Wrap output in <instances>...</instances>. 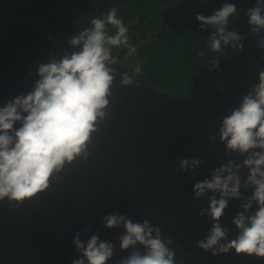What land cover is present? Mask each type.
<instances>
[{
    "label": "water",
    "instance_id": "obj_1",
    "mask_svg": "<svg viewBox=\"0 0 264 264\" xmlns=\"http://www.w3.org/2000/svg\"><path fill=\"white\" fill-rule=\"evenodd\" d=\"M224 2L208 0L202 5L201 0H180L162 15L172 32L191 30L208 38L211 30L200 32L196 15L210 16ZM228 2L243 10L235 17L236 30L249 33L245 12L256 0ZM90 7L91 0H0V106L31 90L32 54L58 27L80 18ZM244 44L258 47L250 34ZM113 67L121 73L130 70L120 61ZM134 79L138 87H122L119 78L115 81L111 115L94 134L87 162L77 160L66 167L59 184L53 181L46 192L18 210H10L7 200L0 202V264H71L78 258L73 239L88 226L92 232H81L82 240L99 230L101 240L112 242L119 252L123 229H105L100 223L113 212L161 227L164 236L175 241L171 247L176 264L181 260L183 264H264V258L237 255L234 249L213 256L197 247L212 226L209 217L199 216L208 201L205 197L193 206L192 174L176 172V161L185 157H207L197 170L200 180L229 158L242 162L236 154L226 156L225 146L218 140L210 143L208 137L217 132L227 110L239 106L248 88L221 84L183 96ZM242 175H247V169ZM240 203L230 201L221 218L232 230L229 239L238 234L232 219L241 211ZM130 253L131 249L119 252L108 264H117Z\"/></svg>",
    "mask_w": 264,
    "mask_h": 264
},
{
    "label": "clouds",
    "instance_id": "obj_2",
    "mask_svg": "<svg viewBox=\"0 0 264 264\" xmlns=\"http://www.w3.org/2000/svg\"><path fill=\"white\" fill-rule=\"evenodd\" d=\"M207 2L201 0L202 5ZM241 11L225 0L210 16L197 13L199 31L211 30L208 47L212 52L230 48L239 54L249 34L264 51V0H256L255 6L245 12L250 31L243 35L229 28L230 20L238 18ZM90 25L69 37L68 49L62 55L30 70V91L0 106V202L7 200L10 210H18L46 192L53 181L59 184L66 167L90 159L93 136L111 115L110 98L117 78L122 87L139 86L134 79L142 70L139 63L124 73L113 67L119 64L113 49H127L125 60L137 53L118 10L112 7L103 16L93 17ZM110 27L115 30L112 34ZM199 55L204 56V52ZM219 68L217 57L212 60V70ZM208 139L212 144L217 140L223 144L226 156L236 154L243 159H227L203 180L197 179V170L207 157L176 161L177 174L191 172L195 181L193 206L202 198L208 201L199 216L209 217L212 226L197 247L213 256L234 249L237 255L264 258V69L259 70L258 82L248 87L239 106L227 110L217 132ZM244 169L246 176L242 175ZM248 191L251 195H244ZM233 200L241 201V211L232 219L238 234L229 239L232 230L221 223V218ZM100 223L105 229H123L118 237L119 252L131 249V253L117 264H176V251L171 247L175 241L148 219L134 222L126 214L113 212ZM81 232L91 233L92 228L85 227ZM81 232L73 239L78 258L71 264H108L119 255L115 244L101 240L99 230L87 240L81 239Z\"/></svg>",
    "mask_w": 264,
    "mask_h": 264
},
{
    "label": "trees",
    "instance_id": "obj_3",
    "mask_svg": "<svg viewBox=\"0 0 264 264\" xmlns=\"http://www.w3.org/2000/svg\"><path fill=\"white\" fill-rule=\"evenodd\" d=\"M180 0H91V7L80 18L58 27L52 35L64 38L90 25L93 17L103 16L112 7L118 10L128 28L129 40L137 48L134 57L124 59L127 49H113V55L130 70L141 65L137 75L145 84L162 91L189 96L192 93L221 84L248 88L258 82V72L264 69V51L245 45L237 54L230 48L214 53L208 47V38L191 30L184 34L172 32L162 15ZM67 27L66 30L64 28ZM230 29L236 30L235 17ZM115 30L111 29L109 34ZM203 51L204 56L199 53ZM46 44L31 56L29 72L38 63L46 62ZM219 57V70H212V60ZM33 80V78H31Z\"/></svg>",
    "mask_w": 264,
    "mask_h": 264
},
{
    "label": "built area",
    "instance_id": "obj_4",
    "mask_svg": "<svg viewBox=\"0 0 264 264\" xmlns=\"http://www.w3.org/2000/svg\"><path fill=\"white\" fill-rule=\"evenodd\" d=\"M87 27H89V26H87ZM77 32L78 31H74L64 38L55 37L52 34L50 36H48V38L45 41L46 53H47L46 61L51 57H57L59 55H62L63 51L68 49V43L67 42H68L69 37L72 34L77 33Z\"/></svg>",
    "mask_w": 264,
    "mask_h": 264
},
{
    "label": "rangeland",
    "instance_id": "obj_5",
    "mask_svg": "<svg viewBox=\"0 0 264 264\" xmlns=\"http://www.w3.org/2000/svg\"><path fill=\"white\" fill-rule=\"evenodd\" d=\"M66 29H67V27L64 28V30H66ZM156 89H157V88H156ZM161 91H162V90H161Z\"/></svg>",
    "mask_w": 264,
    "mask_h": 264
}]
</instances>
